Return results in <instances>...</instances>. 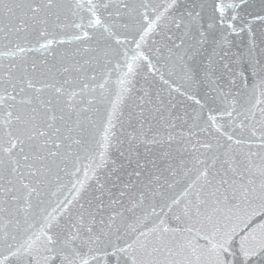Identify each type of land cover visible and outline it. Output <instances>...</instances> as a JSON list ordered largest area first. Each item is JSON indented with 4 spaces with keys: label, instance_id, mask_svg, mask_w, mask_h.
Returning a JSON list of instances; mask_svg holds the SVG:
<instances>
[{
    "label": "snow or ice",
    "instance_id": "snow-or-ice-1",
    "mask_svg": "<svg viewBox=\"0 0 264 264\" xmlns=\"http://www.w3.org/2000/svg\"><path fill=\"white\" fill-rule=\"evenodd\" d=\"M0 264H264V0H0Z\"/></svg>",
    "mask_w": 264,
    "mask_h": 264
}]
</instances>
